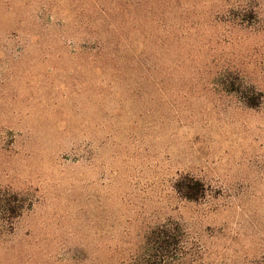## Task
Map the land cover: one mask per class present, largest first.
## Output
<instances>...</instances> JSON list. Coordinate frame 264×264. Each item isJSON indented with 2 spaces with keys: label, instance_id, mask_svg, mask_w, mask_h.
Instances as JSON below:
<instances>
[{
  "label": "rangeland",
  "instance_id": "1",
  "mask_svg": "<svg viewBox=\"0 0 264 264\" xmlns=\"http://www.w3.org/2000/svg\"><path fill=\"white\" fill-rule=\"evenodd\" d=\"M173 1L162 32L131 9L101 25L103 0H0V264H133L168 220L195 264H264V0H244L258 9L241 25ZM184 175L198 202L174 190Z\"/></svg>",
  "mask_w": 264,
  "mask_h": 264
},
{
  "label": "trees",
  "instance_id": "2",
  "mask_svg": "<svg viewBox=\"0 0 264 264\" xmlns=\"http://www.w3.org/2000/svg\"><path fill=\"white\" fill-rule=\"evenodd\" d=\"M104 2L110 4L108 9L100 8V12L103 16V24L106 26L114 25L109 21L110 14L117 12L118 14L127 13L128 16L133 13L132 20H134L138 25L151 28H157L161 26L162 32L168 30L171 26L177 24L176 20H172L173 10L176 7L173 0H103ZM205 2L210 3L212 9H217L220 12H237L240 18V25L246 24V22H252L256 18V11L258 9L257 4L251 5V7H246L244 0H205ZM184 8L185 12L190 9H195L199 7V4L185 3V6H180ZM179 7V8H180ZM128 9L132 10L128 12ZM138 9L145 11L143 17L137 13ZM158 14V15H156ZM155 16V17H154ZM170 20V22L167 21ZM181 23L187 25L190 21L186 20ZM169 25V26H168ZM151 35V34H150ZM143 40L141 42L142 50L139 60L143 62L146 58L144 57L147 51H149L146 42L149 40H154L153 36H142ZM153 38V39H152ZM157 39V38H156ZM153 43L156 46L157 53L159 54L160 45ZM97 48L101 54L112 60H129L127 58V53L125 57L121 58L120 51L117 46H109L107 44H100V41L96 42ZM119 46L124 44L120 43ZM114 47V48H113ZM134 60V58H132ZM140 65L144 67L143 64ZM225 72L219 74L220 83L225 87L226 81L222 80ZM255 98H250V104L256 105ZM249 101V100H248ZM174 190L176 193L187 202H198L205 194V188L203 183L191 176L184 175L178 178L174 183ZM20 200L14 194L5 200V206H2V211L6 212L12 219L17 218L23 206L19 205ZM199 247L190 238L188 231L181 224L174 221H166L161 224L155 225L151 228L144 236L143 243L139 247L138 254L134 257L133 264H195L197 256L199 257Z\"/></svg>",
  "mask_w": 264,
  "mask_h": 264
}]
</instances>
